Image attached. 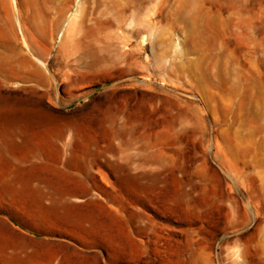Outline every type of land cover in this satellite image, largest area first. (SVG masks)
<instances>
[{
    "label": "rangeland",
    "instance_id": "obj_1",
    "mask_svg": "<svg viewBox=\"0 0 264 264\" xmlns=\"http://www.w3.org/2000/svg\"><path fill=\"white\" fill-rule=\"evenodd\" d=\"M56 143L142 176L145 264H264V0H0V183Z\"/></svg>",
    "mask_w": 264,
    "mask_h": 264
},
{
    "label": "crops",
    "instance_id": "obj_2",
    "mask_svg": "<svg viewBox=\"0 0 264 264\" xmlns=\"http://www.w3.org/2000/svg\"><path fill=\"white\" fill-rule=\"evenodd\" d=\"M0 183L7 264H145L158 260L160 221L143 205V178L95 145L56 143ZM115 164V165H113Z\"/></svg>",
    "mask_w": 264,
    "mask_h": 264
},
{
    "label": "bare ground",
    "instance_id": "obj_3",
    "mask_svg": "<svg viewBox=\"0 0 264 264\" xmlns=\"http://www.w3.org/2000/svg\"><path fill=\"white\" fill-rule=\"evenodd\" d=\"M80 41H81V40H80ZM80 45H82V43L80 44V42L71 43V44H70V48H71L72 50H71V51H68V52L74 54V52H76V50L79 49ZM93 45H94V44H93ZM26 46H27V49L30 50V47H29L27 44H26ZM44 52H47V49H45ZM77 54H78V51H77ZM37 60H38L39 64H40L42 67H44V68L47 69V67H48L47 62H45V61H43V60H41V59H39V58H37ZM95 65H96V64H91V65H89V67H94ZM34 71H35L38 75H40V76L43 78V74H42V72H41V69H40L38 66H34ZM43 79H45V78H43Z\"/></svg>",
    "mask_w": 264,
    "mask_h": 264
}]
</instances>
